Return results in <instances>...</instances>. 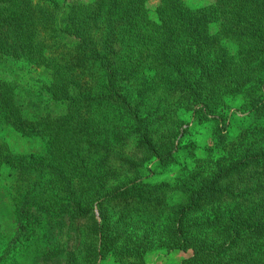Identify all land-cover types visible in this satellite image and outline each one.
<instances>
[{
  "label": "rangeland",
  "instance_id": "obj_1",
  "mask_svg": "<svg viewBox=\"0 0 264 264\" xmlns=\"http://www.w3.org/2000/svg\"><path fill=\"white\" fill-rule=\"evenodd\" d=\"M40 2L22 14V0H0L16 34L0 28V223L7 243L27 217L22 264H260L264 233L234 236L231 224H264V111L250 117L263 95L264 5L184 0L195 47L210 66L204 71L191 59L192 32L184 28L182 66L201 78L194 108L146 51L134 64L140 73L117 67L127 96L149 116L155 155L120 121L122 106L93 99L81 109L59 99L52 62L69 65L64 80L92 98L106 91L104 76L62 40ZM22 30L30 61L22 59ZM210 182L213 191L184 218L183 190Z\"/></svg>",
  "mask_w": 264,
  "mask_h": 264
},
{
  "label": "trees",
  "instance_id": "obj_2",
  "mask_svg": "<svg viewBox=\"0 0 264 264\" xmlns=\"http://www.w3.org/2000/svg\"><path fill=\"white\" fill-rule=\"evenodd\" d=\"M30 1L35 2V0H22V14L27 12ZM248 1L252 2L254 8L258 10L261 9L258 8L259 6L264 5V0ZM38 6L47 19L56 23L60 36L63 37H61L62 40L79 47L80 52L83 53L80 60H92L95 62L93 63L96 66L95 69L102 70L104 76L106 91L100 92L98 98H92L93 92H86L80 86L71 85L70 80H64L69 75L67 70L69 65L65 62H52L51 65L58 68L57 76H55L57 79L52 83L54 92L59 99L68 102L77 101L82 104H79L81 109L93 99H99L101 104L110 102L122 106L124 112L120 121L134 126L135 134L139 138V145L156 155L157 150L146 126L150 124V120L147 119L149 116H146L140 108L135 106L137 98L132 97L131 101L127 96L126 86L119 79L117 67L130 64L135 73H140V67L134 64L138 63L136 59L140 53L146 51L145 59L151 57L156 60L159 69L165 68L167 73L169 71L171 76L180 82L176 83V86L182 92L187 93L186 95H191L189 105H193V108L196 107L194 104L201 99V78L196 76L197 70L190 71L182 66L180 49L185 42L181 34L184 28H189L192 32L188 42L192 50L191 59L204 71H207L210 66L205 61L203 62V57L197 51L199 49L195 47L198 43L196 22L194 19H186L188 8L184 0H41ZM12 21L1 16L0 12V28L8 26V31L11 30L15 34L9 24ZM261 29H263L261 37L264 40V24ZM28 42L29 38L27 39L26 33L22 30V59L30 61L34 55H32L33 50L27 46ZM20 50L21 48H19ZM261 50L264 56V43ZM207 58L209 59L210 56ZM192 76H195L194 80L190 79ZM260 86L263 95L252 106L253 112L250 115L252 118L258 116L259 111H264L262 81ZM6 114L11 117L9 112ZM223 134H225L223 138L228 140L229 132ZM173 151L174 148L170 152L160 155L161 162L165 163L166 158H169L170 154L174 153ZM175 160L176 158L173 161ZM213 185L214 183L210 182L197 189L186 188L183 190L182 194H184L187 203L181 207L184 218L187 214L197 213L196 205L209 192L213 191ZM191 211L192 213H190ZM24 218L20 219L16 236L7 243L4 242L0 223V264H22V233L27 229L25 223L27 217ZM250 222V220H242V218L235 220L231 224L232 235L239 236L241 234L243 237V235L254 234L257 240H260L259 236L264 233V224L258 221L252 225ZM259 263L264 264V260L259 259Z\"/></svg>",
  "mask_w": 264,
  "mask_h": 264
}]
</instances>
